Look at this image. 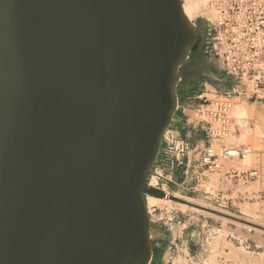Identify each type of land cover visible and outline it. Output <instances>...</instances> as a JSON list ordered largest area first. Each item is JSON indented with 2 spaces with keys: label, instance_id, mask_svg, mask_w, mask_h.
Masks as SVG:
<instances>
[{
  "label": "water",
  "instance_id": "water-1",
  "mask_svg": "<svg viewBox=\"0 0 264 264\" xmlns=\"http://www.w3.org/2000/svg\"><path fill=\"white\" fill-rule=\"evenodd\" d=\"M181 4L0 0V264L151 263L145 195L181 200L148 181L206 29Z\"/></svg>",
  "mask_w": 264,
  "mask_h": 264
},
{
  "label": "rangeland",
  "instance_id": "rangeland-1",
  "mask_svg": "<svg viewBox=\"0 0 264 264\" xmlns=\"http://www.w3.org/2000/svg\"><path fill=\"white\" fill-rule=\"evenodd\" d=\"M182 2L185 8H189L190 0H182ZM206 15V11L202 10L197 15L193 14L190 19L193 24H197L200 20L206 24L201 47L204 45L208 28ZM213 69L220 71L214 66ZM216 70H212V72ZM225 76L227 75L225 74ZM204 83H206L205 80L202 81V84ZM207 86L209 90L221 93H228L232 90L223 89L215 84H208ZM198 90L204 91L201 83L182 97L179 95V98H184V100L193 98L199 101L200 94L197 92ZM247 100L239 99L237 106L245 108L242 114L248 121L243 123V118L236 119L237 128L235 133L223 141L229 146L244 147L251 145L256 152V155L250 157L249 162H241L240 165L236 163V166L261 167V177L259 179L248 183L234 181L240 195H236V198L232 199L229 196L228 188L221 186L223 178L227 176L213 173L205 166L201 173H204L206 179L197 185L190 184L188 189L183 188L181 184L174 185V187L169 186V188L163 186L155 173L148 181V185L150 184L155 188L164 187L167 196H175L181 200L180 202L174 201L177 204H171L169 203L170 199L167 197L163 200H169L168 203L157 204L149 201L148 197H152L151 195H145L151 219L152 215L156 217L162 212H167L171 216V223L182 220V223L185 224V230L188 234L183 238L182 235H179L181 229H178L177 232L181 242L171 250L174 264H264V142L255 135L256 126L259 125L264 130V124L257 114L260 111L256 110V103ZM243 101L253 107L248 109ZM259 104L264 105V103ZM242 114L236 115L235 112L234 117L235 115L240 117ZM196 118L198 122H201L206 140L209 141L206 132L207 124L204 118L199 113L196 114ZM207 186H211V193L205 191ZM197 187L199 189H196ZM184 192H187L188 195ZM181 203L185 204L186 207L180 206ZM154 209L156 210L154 211ZM218 241L222 245H218ZM232 250L239 251L238 259L231 258L233 257L231 255ZM244 256L246 257L245 260H241Z\"/></svg>",
  "mask_w": 264,
  "mask_h": 264
},
{
  "label": "built area",
  "instance_id": "built-area-1",
  "mask_svg": "<svg viewBox=\"0 0 264 264\" xmlns=\"http://www.w3.org/2000/svg\"><path fill=\"white\" fill-rule=\"evenodd\" d=\"M208 8L213 15L206 16L203 50L211 64L231 77L235 86L228 93L206 90L199 95V114L213 142L206 148L202 164L213 173L248 183L261 177V167L235 164L247 162L255 151L251 145L229 146L223 141L236 131L234 109L239 99L264 103V0H209ZM247 121L243 118V123ZM205 191L211 193V186Z\"/></svg>",
  "mask_w": 264,
  "mask_h": 264
},
{
  "label": "crops",
  "instance_id": "crops-1",
  "mask_svg": "<svg viewBox=\"0 0 264 264\" xmlns=\"http://www.w3.org/2000/svg\"><path fill=\"white\" fill-rule=\"evenodd\" d=\"M211 73H214L220 80L216 78L209 79L208 77L204 79L206 83L202 84L201 82L204 91L209 90L208 84H215L226 90L234 88L235 81L231 77L225 76V74L217 70L211 71L209 76ZM192 89L188 92L192 91ZM204 91L198 90L197 92L201 94ZM243 102H245L248 109L253 107L246 101ZM255 105L256 110L260 111L257 114L264 124V112H261L264 111V105H260L259 103ZM200 106L199 101L193 98L187 100H184V98L180 99L179 107L172 125L165 135L162 149L154 169V173L158 176L163 186L169 188V186L174 187V185L181 184L183 188L188 189L190 184L197 185L206 179L204 173H201L204 167L202 159L206 148L213 142L206 140L204 128L201 126V122L196 120V114L199 113ZM259 127L263 131V136H260L257 130H255V135L264 142V130L261 126ZM255 153L253 155H256ZM236 163L238 165L241 164L239 161ZM221 174L223 175V173ZM208 180L210 179L208 178ZM234 181V179L227 176L221 182V186L228 188L229 196L232 199L236 198V195H240L236 188L237 184L234 185ZM160 189L166 191L164 187ZM196 189L199 188L197 187ZM184 193L188 195L187 192ZM170 217L167 212H162L156 217L152 215L153 257L150 264H174L171 250L181 242L177 231L181 229L179 235H182L183 238L188 234L182 220L171 223Z\"/></svg>",
  "mask_w": 264,
  "mask_h": 264
},
{
  "label": "bare ground",
  "instance_id": "bare-ground-1",
  "mask_svg": "<svg viewBox=\"0 0 264 264\" xmlns=\"http://www.w3.org/2000/svg\"><path fill=\"white\" fill-rule=\"evenodd\" d=\"M182 1V0H181ZM189 2V1H188ZM189 6V8L187 7V8H185L184 6H183V2H182V4H181V18H182V20H183V22H184V24L190 29V30H193L194 29V27H195V23L193 24L191 21H190V19H191V17L193 16V14H195V15H197V14H199L202 10H205L206 11V16H208V17H212V15H213V12L210 10V8H208V0H190V4L188 5ZM190 46V45H189ZM189 46L188 47H186L185 48V52H184V57L183 58H181L179 61H178V63H177V70H178V67L183 63V61H184V59H185V57L187 56V50H188V48H189ZM189 59V58H188ZM177 70L175 71V74H173V77H174V81H173V84L175 85L176 84V82H177V80H178V77H179V75H178V73H177ZM179 104L177 103V105H176V107L178 106ZM244 111H245V108L244 107H240V106H236L235 107V109H234V114H235V112H236V115H239V114H242V113H244ZM236 115H235V117H236ZM241 118H245V116H243V114H242V116H240V117H236V119H241ZM256 130L259 132V134H260V136H263V131L260 129V127L259 126H256ZM166 134V133H165ZM165 136V135H164ZM233 138H235V137H233ZM230 141V140H229ZM233 141V140H232ZM230 143H232V142H230ZM249 162V161H248ZM248 165V164H247ZM211 185V184H210ZM213 186V185H212ZM212 193H214V192H212ZM148 199H149V201L152 203V202H155V203H159V204H162V203H168V201L169 200H167V201H164V200H161V199H159V198H156V197H148ZM169 203H173V204H177V203H175L174 201H172V200H170L169 201ZM180 206H184V207H186V205L185 204H179ZM188 208V207H187ZM151 217V216H150ZM221 218V217H220ZM248 227V226H247ZM250 228V227H249ZM222 231V230H221ZM221 239V238H220ZM223 240V239H222ZM220 241V240H219ZM218 241V242H219ZM223 243V242H222ZM219 244H221L220 242L218 243V245ZM222 245V244H221ZM233 251V250H232ZM231 255H233V257H231L232 259L234 258V259H238L239 258V255H240V253H239V251L238 252H235V251H233L232 252V254ZM245 255V254H244ZM241 258V257H240ZM245 256L243 257V258H241V260H245ZM240 260V259H239ZM234 261V260H233Z\"/></svg>",
  "mask_w": 264,
  "mask_h": 264
},
{
  "label": "flooded vegetation",
  "instance_id": "flooded-vegetation-1",
  "mask_svg": "<svg viewBox=\"0 0 264 264\" xmlns=\"http://www.w3.org/2000/svg\"><path fill=\"white\" fill-rule=\"evenodd\" d=\"M212 70L213 66L205 54L203 47L200 46L196 52L190 54L189 59L181 68L182 81L178 89L180 97L199 85L202 80L209 76Z\"/></svg>",
  "mask_w": 264,
  "mask_h": 264
}]
</instances>
